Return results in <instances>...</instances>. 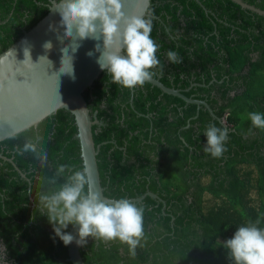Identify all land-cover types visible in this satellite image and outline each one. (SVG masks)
Listing matches in <instances>:
<instances>
[{
	"label": "trees",
	"instance_id": "trees-1",
	"mask_svg": "<svg viewBox=\"0 0 264 264\" xmlns=\"http://www.w3.org/2000/svg\"><path fill=\"white\" fill-rule=\"evenodd\" d=\"M60 1V0H56ZM152 0L147 18L163 71L154 77L185 95L187 103L146 82L132 89L114 84L106 70L85 90L104 194L116 200L147 195L144 240L131 257L118 239L88 238L81 247L87 264H231L222 242L240 226L264 229V130L253 128L249 113H264V15L233 0ZM264 9V0H244ZM51 0H0V53L36 25ZM169 50L181 62L169 61ZM131 98H133L131 100ZM222 119L223 123L219 120ZM225 120V122H224ZM228 129L220 158L205 153L208 125ZM251 129V131H250ZM75 116L59 109L0 142L1 239L24 264H73L68 245L40 214L38 193L50 184L59 164L83 166ZM39 134L48 153L46 167L32 153L20 154ZM255 191L257 196H253ZM70 225L65 231L69 232ZM15 240V242H13Z\"/></svg>",
	"mask_w": 264,
	"mask_h": 264
},
{
	"label": "clouds",
	"instance_id": "clouds-1",
	"mask_svg": "<svg viewBox=\"0 0 264 264\" xmlns=\"http://www.w3.org/2000/svg\"><path fill=\"white\" fill-rule=\"evenodd\" d=\"M65 35L71 37L73 29L80 39L89 36L99 40L103 34L105 51L99 58L100 67L112 77L114 84L133 89L150 82L156 75L155 69L163 71L157 57L160 47L151 37L152 20L139 16H127L122 0H62L59 4ZM119 47L113 50V45ZM44 47L51 49V42ZM99 50L100 45H96ZM64 53L67 49L63 50ZM28 56V50H25ZM89 55H92L89 52ZM169 61L181 62L179 53L169 50ZM253 128L264 130V113L248 114ZM251 131V129H250ZM207 137L205 153L220 158L226 151L227 130L214 124L204 132ZM43 137L39 134L26 140L20 154L32 153L41 167L48 163V153L41 146ZM64 177L55 190L38 193V208L46 215L55 236L67 246L74 240L86 245L88 238L104 241L119 240L128 245L131 257L136 256L137 247L144 240V208L121 198L115 201L102 199L94 190L95 180L87 164L76 169L71 164H59L50 184ZM76 228L77 236L65 231L69 226ZM231 264H264V229L255 224L240 226L234 235L222 242Z\"/></svg>",
	"mask_w": 264,
	"mask_h": 264
},
{
	"label": "water",
	"instance_id": "water-1",
	"mask_svg": "<svg viewBox=\"0 0 264 264\" xmlns=\"http://www.w3.org/2000/svg\"><path fill=\"white\" fill-rule=\"evenodd\" d=\"M202 4L200 0H197ZM243 8L264 15V9L256 7L244 0H233ZM152 0H122L123 11L127 16L146 18ZM62 0H51L49 12L30 30L6 50L0 53V142L12 137L32 126H37L48 116L66 109L75 116L78 126L77 136L81 143L83 165L87 164L94 177V190L102 199L115 201L104 194L101 182L97 155L100 145L95 144L92 126L101 124L97 117L91 115L84 96L86 89L91 87L105 71L98 63L106 50L103 34L100 39L89 36L80 39L77 30L73 29L71 37L65 35L59 4ZM51 42V49L44 47ZM100 48L97 50L96 45ZM119 47L113 45V50ZM64 49H67L64 53ZM28 50L29 55H25ZM89 52L92 55H89ZM151 84L158 86L163 92L181 97L187 103L205 105L213 117H217L209 104L200 99H194L184 94L181 89L169 87L160 78L153 77ZM132 92L134 90L132 89ZM133 98H131L132 100ZM223 123V120L219 118ZM228 131V129H226ZM0 157L12 162L18 168L13 158L2 154ZM21 175L26 176L21 170ZM147 195L163 201L157 194L147 191L135 198H125L131 202H140ZM73 226L69 232L78 237ZM81 245L75 240L68 245L69 261L73 264H87L81 254Z\"/></svg>",
	"mask_w": 264,
	"mask_h": 264
},
{
	"label": "flooded vegetation",
	"instance_id": "flooded-vegetation-1",
	"mask_svg": "<svg viewBox=\"0 0 264 264\" xmlns=\"http://www.w3.org/2000/svg\"><path fill=\"white\" fill-rule=\"evenodd\" d=\"M4 196L5 194L0 191V209H1L2 203L6 202ZM0 230H1V222H0ZM13 242H15V240H13ZM14 252L15 250L8 249V246L1 239V235H0V264H24L23 259L17 260L13 256Z\"/></svg>",
	"mask_w": 264,
	"mask_h": 264
},
{
	"label": "rangeland",
	"instance_id": "rangeland-1",
	"mask_svg": "<svg viewBox=\"0 0 264 264\" xmlns=\"http://www.w3.org/2000/svg\"><path fill=\"white\" fill-rule=\"evenodd\" d=\"M224 122H225V120H224ZM255 193H256V192H255V191H253V196H255V197H256V196H257V194H255Z\"/></svg>",
	"mask_w": 264,
	"mask_h": 264
}]
</instances>
